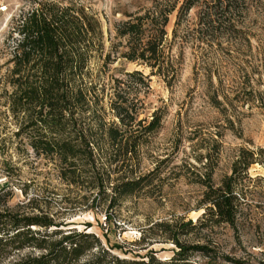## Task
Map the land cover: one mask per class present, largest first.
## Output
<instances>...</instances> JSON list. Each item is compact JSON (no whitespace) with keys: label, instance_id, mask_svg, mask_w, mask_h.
Instances as JSON below:
<instances>
[{"label":"trees","instance_id":"obj_1","mask_svg":"<svg viewBox=\"0 0 264 264\" xmlns=\"http://www.w3.org/2000/svg\"><path fill=\"white\" fill-rule=\"evenodd\" d=\"M254 1L182 0L178 5L177 0H154L114 24L123 50L117 59L147 68L149 74L132 71L122 74L124 80H110L109 120L104 118L97 87L99 74L112 62L109 53L102 54L99 21L80 6L37 1L12 21L0 47V155L28 158L31 154L44 160L67 190L84 189L85 209L97 214L106 202L111 209L118 199L140 190L150 175L134 177L126 166L134 162L140 136L157 130L159 116L153 112L141 135L134 136L138 113L124 85L145 88L148 76L159 77L166 85L173 81L175 62L165 50L170 17L174 16L171 39H181L186 32L180 26L197 6L195 33L198 40L211 44L237 39L239 16ZM93 59L99 60L94 75L89 69ZM208 99L218 108L215 96ZM212 156L213 150L207 149L196 159L201 169L197 183L202 188L199 217L152 225L162 240L173 245L171 256L164 260L152 251L133 259L119 258L86 228L68 229L58 215L32 207L35 197L11 206L13 189L4 181L0 184V264H241L222 252L213 234L225 226L236 236L247 170L260 161L252 150L241 148L229 174L214 184ZM60 202L67 203L65 197ZM76 204L81 206L79 201Z\"/></svg>","mask_w":264,"mask_h":264},{"label":"rangeland","instance_id":"obj_2","mask_svg":"<svg viewBox=\"0 0 264 264\" xmlns=\"http://www.w3.org/2000/svg\"><path fill=\"white\" fill-rule=\"evenodd\" d=\"M37 1L44 0H0V47L12 21ZM47 1L80 6L99 21L102 54L109 53L112 63L99 74L97 88L102 95L99 104L104 118L111 119L107 109L110 80H124L122 74L132 71L149 74L147 68L117 59L123 50L121 41L115 38L114 24L154 0ZM177 1L179 5L182 0ZM197 11L194 6L187 12L180 26L186 34L174 41L170 34L174 16L170 17L165 50L175 62L173 81L166 85L159 77L148 76L145 88L124 85L138 113L134 136L141 135L153 112L159 116L157 130L140 136L134 162L126 166L134 177L150 174L140 190L118 199L111 209L106 208V202L94 214L85 209L88 201L81 199L84 189L67 190L49 163L33 159L31 154L26 158L11 153L0 155V184L7 181L12 187L11 206L35 197L32 207L58 215L68 229L86 228L119 258L133 259L152 251L164 260L171 256L173 245L162 240L152 225L180 218L195 221L199 217L202 188L197 183L201 169L196 159L207 149L213 150L211 180L217 184L229 174L238 150L248 149L256 153L260 162L247 170L249 179L244 183L245 199L236 236L225 226L216 229L213 236L222 252L239 263L264 264V152H258L264 151V0H255L239 16L237 39L223 38L211 44L197 38ZM98 63V59L90 61L92 75L99 69ZM212 95L219 102L218 108L208 99ZM109 188L105 191L107 199L112 195ZM63 197L67 203L60 202Z\"/></svg>","mask_w":264,"mask_h":264}]
</instances>
